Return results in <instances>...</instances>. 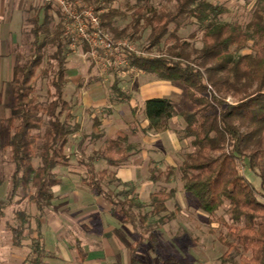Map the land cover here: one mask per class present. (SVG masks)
<instances>
[{
	"label": "rangeland",
	"instance_id": "obj_1",
	"mask_svg": "<svg viewBox=\"0 0 264 264\" xmlns=\"http://www.w3.org/2000/svg\"><path fill=\"white\" fill-rule=\"evenodd\" d=\"M208 1L226 9V13L219 18L222 23L236 25L245 30L252 20L257 0ZM133 3L127 4L122 0H0V264H31L34 258L32 245L38 237H41V244L48 255L43 259V264H82L77 257L76 239L81 241L90 264L96 259L103 262L100 264H161L171 258L181 264H240L241 260L249 255L228 236V231L237 228L264 229L244 223H231L228 220V205H224L216 213V218L221 221L208 217L196 208L193 200L184 191L179 173L175 171L171 176H167L168 167L176 168L185 155L192 151L189 139L182 138L184 122L180 116L170 120V130L163 134H144L136 129L135 123L140 124L144 119L141 107L145 97L163 96L170 99L179 111L192 110V106L185 101L182 87L129 68L126 53L130 51L157 56L169 52V49L177 53L179 49H173L177 41L169 37V34L174 32L178 43H185L180 51L187 57L186 64L196 67L200 63L198 56L204 45V32L202 24L181 17L180 29L175 31L174 25L170 24L168 34L161 39L159 45L152 47L149 39L151 27L145 22L149 16L145 14V18L137 20L138 9ZM47 4L51 6L46 11L47 39L52 38L56 25L62 23L61 55L65 60L63 64L64 67L66 63L67 66L74 64L75 73L72 72L71 75H74L79 85L87 81L89 84L94 79L100 88L98 97L104 99L110 97V85L115 80L129 101L111 106L108 101L105 106L97 105L94 107V119L98 122L95 123L96 120L87 117L81 121L78 116L77 123L75 113L80 115L81 112L76 111L72 103H76L78 92L68 86L63 89V99L70 105L67 122L72 127L71 132L50 130L42 123L29 119L36 124V133H57L67 140L64 154L69 158L68 164L54 168L53 172L60 179V184L50 189L53 198L41 217L32 202L28 199L22 200L23 196L34 193L31 185L24 189L19 187L12 194L13 165L10 162L7 142L11 138L13 127L5 119L11 115L25 117L12 110V69L15 65H22L29 58V45L33 40L30 19L35 15L37 8ZM148 5L158 12H174L176 0H150ZM111 11L114 15L110 18L111 27H107L109 20L103 18V15ZM43 16L44 10H41V21ZM91 17L95 19L94 25L90 21ZM94 33L98 34L94 35V39L99 37L104 43L99 46V43L94 42L98 46L94 44L93 58L89 55V38ZM251 44L249 41L248 47L236 53H251ZM54 50V46L50 44L43 48L41 64L36 68L32 79V97L41 105L51 100L48 95V81L53 73L43 77L41 72L51 66V71L57 68V63L49 59ZM208 66L200 69L205 73ZM89 73L92 77H87ZM224 99L232 104L237 101L230 94L224 95ZM103 109L107 112H103ZM124 122H128L129 126ZM133 129L137 132L132 133ZM119 131L125 133L123 144L131 147L127 153L114 141ZM93 133L94 136L101 137L98 138L100 140L110 134V138L105 140L107 144H113L119 152L129 158L130 164L127 167L130 182L118 179V174L124 175L119 166L109 167L104 161L93 159L94 153L104 146L91 142L93 140L89 135ZM37 154L38 148L35 147V166L40 163ZM85 163L93 164L96 172L105 173L104 176L98 177L99 183L112 196L133 189L115 200H126L127 205L132 202L130 210L136 219L147 215L146 222L150 225L158 221L159 217H163V223L152 227L157 242L148 239V234L141 227L134 228L132 225L122 224L120 215L113 217L103 212L94 218V199H91L90 195L96 194L82 181L88 178ZM240 165V171L260 191L259 178L248 170L246 161ZM157 170L162 174H152ZM63 180L64 185H61ZM75 190L90 195H86L82 202H77L76 197L72 196ZM157 191H163L168 196L164 202L165 211L159 216L152 213L153 207L150 206L151 195ZM260 201L264 203V198H260ZM67 205H70L71 209ZM75 207L77 210H74ZM107 207L111 209V206ZM19 210L25 212L29 221L24 225L20 246H15L12 230L20 228V223L15 217ZM228 243L232 246L228 247Z\"/></svg>",
	"mask_w": 264,
	"mask_h": 264
},
{
	"label": "trees",
	"instance_id": "obj_2",
	"mask_svg": "<svg viewBox=\"0 0 264 264\" xmlns=\"http://www.w3.org/2000/svg\"><path fill=\"white\" fill-rule=\"evenodd\" d=\"M122 1L127 4L134 2L138 9L137 20L145 18V14L149 16L145 22L151 27L149 39L152 47L159 45L161 39L168 34L170 24L174 25L175 31L180 29L181 17L202 24L204 45L198 56L200 63L196 67L186 64L187 57L180 51L185 43L179 44L174 32L169 37L177 41L173 49H179V53H174L171 49L157 56L130 51L126 53L129 68L182 87L185 101L192 106V110L179 111L170 99H146L142 113L147 125L141 132L163 134L170 130V120L180 116L184 122L182 138L189 139L192 151L185 155L176 168L168 167L167 176L177 171L186 194L193 200L196 208L208 217L221 221L216 218V213L224 205H228V220L231 223L264 228V203L260 201V198H264V0L256 1L252 20L245 30L222 23L219 18L226 13V9L208 0H176L174 12H158L148 5L150 0ZM50 8V4H47L36 9L35 15L30 19L33 37L29 45L31 54L22 65H15L12 69V110L25 117L11 115L5 119L13 127V133L7 142L13 165L12 194L19 187L24 189L31 185L34 193L23 196L22 200L32 202L41 217L53 198L50 189L60 184V179L53 172L54 168L68 164L69 158L64 154L67 140L57 133H36L37 126L29 119L57 132L72 131L67 122L70 105L63 99V89L67 83L63 64L65 60L61 55L63 24L56 25L52 38L48 40L46 11ZM41 10H44L42 21ZM113 13L111 11L103 15V18L109 20L107 27H111L110 18ZM249 41L252 42L251 53H236L248 47ZM48 44L55 48L49 59L57 63V68L51 71V66L41 72L43 77L53 73V76L48 77V95L51 100L41 105L32 97V79L36 68L41 64L42 50ZM204 66H208L205 73L200 69ZM110 92L109 105L128 100L115 80L110 85ZM228 94L237 100L235 104L225 101L224 95ZM102 111L107 112L105 109ZM64 113L66 114L62 118ZM125 139V133L119 131L114 141L127 153L131 147L123 144ZM35 147L38 148L37 156L40 160L37 166L33 164ZM93 159L102 160L109 167L128 163L127 157L112 146L98 149ZM244 161L248 170L259 178L260 191L240 171V163ZM85 166L88 178L82 181L111 206L109 213L114 217L120 215L119 220L124 225L141 227L148 234V239L157 242L152 227L163 223V217L158 218L159 223L156 221L150 225L146 222L147 215L136 219L130 210L132 202V205H127L126 200H115L133 189L112 196L99 183L98 177L105 173L96 172L91 163H85ZM152 174L159 176L162 172L157 170ZM167 199L168 196L163 191L153 193L150 203L152 213L159 216L165 211L164 202ZM15 217L20 228L12 230V241L15 246H20L24 225L29 218L23 210L17 211ZM228 236L249 255L240 264H264V229L237 228L228 231ZM40 240L41 237H38L33 242L34 258L31 264H43V259L48 257ZM221 240L227 244L224 239ZM231 246L228 243V247ZM75 247L78 259L83 262L87 253L79 239L75 240ZM161 264L181 263L171 258Z\"/></svg>",
	"mask_w": 264,
	"mask_h": 264
},
{
	"label": "crops",
	"instance_id": "obj_3",
	"mask_svg": "<svg viewBox=\"0 0 264 264\" xmlns=\"http://www.w3.org/2000/svg\"><path fill=\"white\" fill-rule=\"evenodd\" d=\"M73 65L74 64H69L67 66V63H66L65 74L67 75L66 79L68 81L66 83L65 88H67L68 86H70V88H73L74 91H77L78 92V93H76L77 94L76 95V100H77L76 103L75 102L72 103V105L74 104V109L76 108L77 109L76 111H80L81 112L80 115L78 114V112L75 113V115H76V117H75L76 118V122L79 123L78 116H80L79 119H81V121H83L82 119L85 120V117H87L90 120L92 119L93 121H95L96 119H94V107H96L97 105H100V104L102 106H105V104L107 103V101H108V104H109V100H108L109 97H105L104 99L103 98L100 99V97H98L99 96V89L100 88L98 86V83L95 82L94 79L92 80V82L90 81L89 84H88V81H87L85 84L79 85L78 80H76V78L73 77L74 75H71L72 72L75 73V66H73ZM88 72L89 71L87 69V73ZM93 72H94V69L92 70V74H93ZM90 76L92 77L91 73H89V75L87 77H90ZM71 85H73V87ZM10 97H11V92H10ZM160 97L161 98H165L163 96H153L152 95V96H148V97L143 98V101H145L146 99H149V98H160ZM77 102H78V104H77ZM75 104H76V106H75ZM142 107H143V103H142ZM141 111H142V109H141ZM143 118H144V116H143ZM124 124L127 125V127L129 126V123L128 122H124ZM135 124H136V127H137L136 129L138 131H141V129H143V128L146 127L147 121L143 119L142 120V123H140V124L139 123H135ZM131 132L132 133H136L137 131H135V129H133ZM76 133H78V132H76ZM89 136H90V139L93 140L91 142L92 143H95L96 145L97 144H100V145H104V146H112V147H114L113 144H107V142L105 141V140H107V138H110V136H111L110 134L107 137H104L105 138L104 140L98 139V138H101V137H97L96 135L94 136V133L93 134H90ZM114 148H116V147H114ZM127 159H128V163L127 164H124V165H120L119 166V168L121 169L120 172L123 171V174L124 175L123 176L120 175V174L117 175L118 179L120 181L122 180L123 182L124 181L130 182V176H129L128 167H127L130 164V160H129V158H127ZM61 185H64V180L61 181ZM75 191L72 193V196L76 197V201L77 202H82V199L85 198V197H87L86 195H90V194L84 193L83 191H82V193H78V191H76V192ZM67 193L69 194V192H67ZM90 196H91V199H94V218H97L98 217V214L103 213V212H105L107 214H110L109 213V209L107 207V204H106V202L103 200V198L101 196L92 195V194ZM65 200L67 201V203H70L69 200L72 201L71 198L69 200L68 199H65ZM67 206L71 209V206L70 205H67ZM74 210H77V208L75 207ZM82 247H83V245H82ZM83 249H84V247H83ZM88 259L89 258L86 257V259L83 261L82 264H90V262H89ZM91 262H92L91 264H100V263H103L102 261H100L98 259H96V261L92 260ZM107 264H109V263H107Z\"/></svg>",
	"mask_w": 264,
	"mask_h": 264
},
{
	"label": "built area",
	"instance_id": "obj_4",
	"mask_svg": "<svg viewBox=\"0 0 264 264\" xmlns=\"http://www.w3.org/2000/svg\"><path fill=\"white\" fill-rule=\"evenodd\" d=\"M90 21H91L92 25L95 24V19H94V17H91V18H90ZM93 23H94V24H93ZM94 35L97 36L98 34H95V33H94V34L92 35V37L89 38V44H90V47H91V48H90V54H89V55H90L91 57H93V58H94V48H93V47H94V44H95L94 42L99 43V46H101V44L104 43V41H102V39H100L99 37L94 39ZM105 43H106V42H105ZM106 44H107L108 46H110L108 43H106ZM95 46H98V45L95 44ZM102 47H103V45H102Z\"/></svg>",
	"mask_w": 264,
	"mask_h": 264
}]
</instances>
